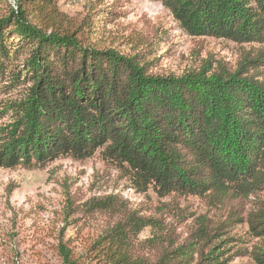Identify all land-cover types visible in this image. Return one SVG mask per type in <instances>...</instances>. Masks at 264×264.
I'll list each match as a JSON object with an SVG mask.
<instances>
[{
  "label": "trees",
  "instance_id": "1",
  "mask_svg": "<svg viewBox=\"0 0 264 264\" xmlns=\"http://www.w3.org/2000/svg\"><path fill=\"white\" fill-rule=\"evenodd\" d=\"M194 37L256 45L236 65L205 61L182 75L155 71L148 51L101 47V26L124 16L89 0L79 19L62 0H0V168H45L100 153L140 193L196 197L228 219L198 220L178 246L159 221L118 195L77 207L80 227L96 238L77 253L56 245L62 264H264V205L243 219L244 204L264 192V0H151ZM149 43L141 44V47ZM138 50V49H137ZM249 225V249L230 237ZM151 228L152 237L140 240ZM197 260H192L191 249Z\"/></svg>",
  "mask_w": 264,
  "mask_h": 264
},
{
  "label": "rangeland",
  "instance_id": "2",
  "mask_svg": "<svg viewBox=\"0 0 264 264\" xmlns=\"http://www.w3.org/2000/svg\"><path fill=\"white\" fill-rule=\"evenodd\" d=\"M11 1V0H10ZM89 0H62L61 9L71 17L83 18L88 12ZM111 8L115 3L124 16L103 24L94 38L103 48L116 49L129 55L148 51L157 60L155 71L163 75H182L190 69L198 70L205 61L223 63L231 68L245 52L256 45H239L224 39L194 37L186 33L180 23L161 3L151 0H93ZM149 46L141 47V44ZM138 49V50H137ZM5 97H0V101ZM118 195L128 200L133 209L159 221L165 232L173 234L178 246L191 242L192 231L198 220L206 218L211 229L225 222L232 208H214L196 197L171 195L159 197L155 192H138L124 171L104 159L100 153L86 161L58 160L45 168L7 170L0 168V264H62L56 245L64 243L77 253L88 250L96 233L80 227L81 215L77 207L94 197ZM264 205V192L251 197L244 204L243 219L250 211L258 212ZM147 228L141 235L144 241L152 237ZM230 237L238 249H249L260 239L252 237L245 222L236 227ZM196 249L189 254L197 260ZM247 256H235L230 264H250ZM192 264H196L193 262Z\"/></svg>",
  "mask_w": 264,
  "mask_h": 264
}]
</instances>
